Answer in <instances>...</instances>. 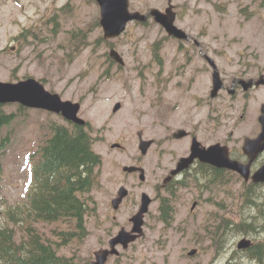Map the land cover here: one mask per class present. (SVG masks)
I'll use <instances>...</instances> for the list:
<instances>
[{
	"label": "rangeland",
	"instance_id": "obj_1",
	"mask_svg": "<svg viewBox=\"0 0 264 264\" xmlns=\"http://www.w3.org/2000/svg\"><path fill=\"white\" fill-rule=\"evenodd\" d=\"M172 2L178 11L177 25L203 45L227 84L235 77L264 75V0ZM163 3L130 0V10L164 11ZM100 16L96 0H0V81L35 78L64 100L80 103V117L89 123L87 130L95 138L93 149L103 157L99 181L89 194L86 236L58 250L59 255L74 257L77 264H90L94 253L107 248L122 227L131 229L129 219L137 212L143 192L156 200L171 159L186 150L185 141H171L175 131L195 128L201 118L200 138L206 145L230 131L242 142L255 131L264 104V87L250 91L247 98L222 93L211 99L212 68L199 58L193 45L171 39L152 19L146 25L130 23L121 37L108 41L96 24ZM112 47L124 58V66L110 61ZM201 97L206 99L205 107ZM117 103L122 109L113 113ZM5 111L18 116L0 129V144L5 143L1 225L6 224L9 209L28 202L32 189L29 157L51 135V126L72 127L62 116L45 110L20 111L18 104H11ZM139 133L156 142L146 156L139 150ZM116 143L122 147L112 149ZM132 165L145 169V182L123 171ZM225 181L222 187L204 190L194 213L191 207L200 191H180L170 226L160 222L159 203H153L146 216L145 235L128 250L120 248L121 255L108 264H229L231 260L254 264L234 256L239 240L248 236L230 237L217 257L211 246V232L222 218L240 223L243 217L242 181L236 177ZM120 187L130 194L114 210L111 201ZM36 226L51 241L56 240L55 230L65 229L60 224ZM14 229L19 232L18 227ZM257 237L264 240V231ZM193 250L196 254L190 256Z\"/></svg>",
	"mask_w": 264,
	"mask_h": 264
},
{
	"label": "trees",
	"instance_id": "obj_2",
	"mask_svg": "<svg viewBox=\"0 0 264 264\" xmlns=\"http://www.w3.org/2000/svg\"><path fill=\"white\" fill-rule=\"evenodd\" d=\"M30 32L25 31L23 36ZM5 107L0 104V129L17 116L7 113ZM20 111L25 108L20 106ZM94 144L95 138L82 127L51 126V135L39 145L38 152L29 157L32 189L28 202L25 206L9 209L6 224H0V264H77L74 257L59 255L58 250L86 236L89 194L99 181V169L103 165L102 156L93 149ZM4 146L2 142L0 175L4 170ZM224 173L209 168L204 173V180L201 175L190 176L183 184L201 187L205 183L206 190L212 191L214 187L226 184ZM171 192L174 196L175 192ZM242 197L240 223L223 221L214 233L213 242L218 253L224 250L230 237L254 235L264 229V190L252 185L246 188ZM171 199L162 200L160 220L164 225L173 223ZM39 223L60 224L65 229L55 230L56 240L51 241L36 226ZM14 227H18L19 232ZM247 256L256 264H264V241L248 250Z\"/></svg>",
	"mask_w": 264,
	"mask_h": 264
},
{
	"label": "water",
	"instance_id": "obj_3",
	"mask_svg": "<svg viewBox=\"0 0 264 264\" xmlns=\"http://www.w3.org/2000/svg\"><path fill=\"white\" fill-rule=\"evenodd\" d=\"M101 8V26L104 30V37L108 40L116 39L120 37L126 30L130 22L145 23L149 20L150 16L155 21L163 26L168 35L181 40H188L186 33L175 26L176 13L173 12V7L167 9L165 13L159 10H152L149 14L144 15L140 12H130L129 0H97ZM110 57L118 62L120 65H124V60L121 55L115 49L110 51ZM209 63L215 69L213 80L214 88L212 97H216L218 92L223 87V83L220 78L217 66L215 62L208 58ZM245 83V89L248 90L253 86V81ZM258 86L264 85V79H261ZM18 103L26 108L46 110L55 114H61L66 120L74 123L75 125L84 127L86 121L79 117L81 110L80 103H73L71 101H64L60 95L51 93L46 90L43 84L34 78H29L17 83L0 82V104H15ZM121 109V104H116L114 112H118ZM263 116L260 118L262 124V133L257 140H247L245 145V152L250 154L252 160V153H257L264 150V106L262 107ZM184 132H180L179 136L183 137ZM140 137L139 148L143 155H146L151 148L153 141H145ZM113 148L119 147V145H113ZM210 164L217 168L229 169L238 172L246 180L250 178V165H243L239 162L232 161L228 158V155H224V152L219 145L210 147L208 149H201L199 143H194L192 147V154L189 158L183 159L179 164V167L172 174L177 175L183 171L196 160ZM127 173L140 172V180L144 182L146 180V174L143 168L136 166H127L124 168ZM169 180V179H168ZM254 183H264V166L257 172L252 178ZM128 190L121 188L119 191V197L112 203L115 209H118L122 201L127 197ZM152 203V199L144 194L142 197V205L139 212L131 219L133 223V229L128 232L126 229H122L118 235L110 241V249L99 250L95 253V261L91 264H106L109 257L112 255H119L117 246L123 245L124 249H127L129 245L138 240L144 234L143 226L145 223V215L149 211V207ZM251 247V241L242 240L238 248L248 249ZM196 251L190 253L194 255Z\"/></svg>",
	"mask_w": 264,
	"mask_h": 264
},
{
	"label": "flooded vegetation",
	"instance_id": "obj_4",
	"mask_svg": "<svg viewBox=\"0 0 264 264\" xmlns=\"http://www.w3.org/2000/svg\"><path fill=\"white\" fill-rule=\"evenodd\" d=\"M163 4H164V7H163L164 11H166V9L171 4H173V2H172V0H164ZM173 7H174V11L177 14V19H178V11L176 9V6L173 5ZM148 12H150V11H148ZM180 42L181 43L182 42L183 43H189L191 46L193 45L192 49L198 50L199 58L201 60H203L204 63L207 62V53L204 51L203 45L199 41L192 38L190 40L180 41ZM262 77H264V75H261L257 79H254V78L244 79V78L235 77L231 80V83H228V84L223 80L224 86L222 88V91L218 95L217 99L220 98L222 93H226V94L234 95V96L236 94H242L243 98L244 97L247 98L250 91L254 90L255 88L251 89L250 91H245V87H244L245 84L241 83V80H247V81L254 80V82L256 83V81H258V79H260ZM255 83H254V86H255ZM200 102L203 103L204 107L206 106L205 105L206 99H203V97H201ZM203 109H205V108H203ZM246 113H247V110L245 111V114L241 116V119L244 120V118H247ZM197 124L198 125L195 128L192 126H188L186 128L179 129V130H183L186 132V133H184L185 135L183 137H180L177 134L179 130L175 131L171 135L172 138H170V139H172L171 141H173L175 143H178L180 141H185L186 150L183 151L182 154L175 153L176 158L171 159V162L169 163V165L167 167L168 174H167L166 178H169V180L167 181V183L164 180V184L158 189L159 194L156 197V200H154V202L159 203V209L161 208L162 200L165 199V197L169 193H172L171 191L175 192V194H178L182 190H190V188H195V187H190L189 185L186 186L183 184V182L186 180V178H189L190 176H198V175L200 177V175H201V176H203L202 178L205 179L204 173L209 168L213 169V170L229 172L228 170L218 169V168H216L210 164L203 163L199 159H197L194 161V163L192 165L189 166V168H186L183 171H181L179 174L173 176L172 173L178 169L180 162L183 159L190 157V155L192 153V146L196 142L199 143V147L201 149L212 147L213 145L221 146L220 148L224 152V155L227 154L228 158H230L231 160L241 162L245 165L249 164L252 174L256 173L261 167L264 166V150L257 152L256 154L252 153V155L254 157L253 160L251 159L250 154L246 153L244 150L246 140L247 139L255 140L259 137V134L261 133V124H260L259 117L257 118V124L255 125V131L252 133L251 136L245 137L242 142L239 140V138L234 137L235 131H230L227 135H225L221 139H218L217 141H215L212 144L206 145L205 143H203L201 141V138H200V134H201L202 130L204 129V121L200 118L199 121L197 122ZM204 190H205V188L202 187L199 194L195 195L196 200L193 203V204H196L195 209L198 208L200 206L201 202L203 201V198H202L203 195L202 194H203ZM162 193L166 194V195H161ZM176 197H178V196H175V198ZM159 209H158V211H159ZM191 211H192V213H194L192 208H191Z\"/></svg>",
	"mask_w": 264,
	"mask_h": 264
}]
</instances>
